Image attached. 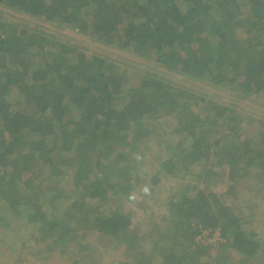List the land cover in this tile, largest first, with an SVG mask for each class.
Segmentation results:
<instances>
[{
	"label": "trees",
	"instance_id": "16d2710c",
	"mask_svg": "<svg viewBox=\"0 0 264 264\" xmlns=\"http://www.w3.org/2000/svg\"><path fill=\"white\" fill-rule=\"evenodd\" d=\"M0 6L181 76L0 13V264H264V117L216 93L264 102V0Z\"/></svg>",
	"mask_w": 264,
	"mask_h": 264
},
{
	"label": "rangeland",
	"instance_id": "374dc122",
	"mask_svg": "<svg viewBox=\"0 0 264 264\" xmlns=\"http://www.w3.org/2000/svg\"><path fill=\"white\" fill-rule=\"evenodd\" d=\"M0 13L1 15H4L5 17L9 19H13L17 21H26L32 24H38L48 33H53L55 36L59 38H63V39L69 38L79 43L81 47L84 48L89 53L93 52L96 54L104 55L108 58H112L113 60H115V62L121 65L122 67L121 70L125 71L127 75L129 74L132 77L127 83L128 85L134 84L135 79L133 78H136L138 76L139 69H144V68L149 69L150 71H153V72H160V74H164L173 80L180 81L181 79V76L179 74L164 71L162 68L154 66V64H152L150 61L136 57L132 53H129L128 51L101 45L97 42H94L87 35L74 33L67 28H56L54 25L50 23L43 22L37 19L28 18L27 16L17 14L16 12L8 10L1 6H0ZM206 87H209V86H206ZM208 90H210V92L212 93L215 92L214 89L210 87ZM216 93L218 96L223 98V101L230 103L234 108L245 110V112L255 114V115H260L261 117H264V102L263 101H260V100L251 101L249 99L237 101L236 96L230 93L228 94L224 91H217ZM250 192H246L243 188L238 189L239 194L237 195L236 203L239 206L240 210L243 211L246 215H251L252 214L251 211L253 212L256 209L257 214L253 218V227L255 226L254 229L258 232V236L263 239L262 242H264V204H262L261 200L257 197H254L252 192L251 193ZM261 193H264V188L262 189ZM138 200L139 198H137V201ZM256 202L258 203V206H256ZM154 209L155 208H153V210ZM138 213H141V212L138 211ZM143 220L144 219H141L140 221H135V226H139V224ZM219 238L220 236L218 237V233H214V235L204 234L201 237H199V239L203 243L212 245L211 251L213 254L214 253L216 254L217 250L215 246L217 245L216 241ZM213 244L215 246H213ZM103 252H104V255H102V257L104 259H107L108 261H112L114 257H116L117 255V253L114 251V247L112 246H110L107 251H103Z\"/></svg>",
	"mask_w": 264,
	"mask_h": 264
}]
</instances>
